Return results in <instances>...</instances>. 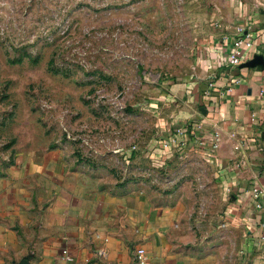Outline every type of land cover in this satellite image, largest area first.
I'll return each instance as SVG.
<instances>
[{"label":"rangeland","instance_id":"374dc122","mask_svg":"<svg viewBox=\"0 0 264 264\" xmlns=\"http://www.w3.org/2000/svg\"><path fill=\"white\" fill-rule=\"evenodd\" d=\"M248 15L264 0H0V178L59 163L172 208L197 264H264L218 146H187L217 75L206 49Z\"/></svg>","mask_w":264,"mask_h":264},{"label":"crops","instance_id":"0c3cea01","mask_svg":"<svg viewBox=\"0 0 264 264\" xmlns=\"http://www.w3.org/2000/svg\"><path fill=\"white\" fill-rule=\"evenodd\" d=\"M246 19L254 39L243 46L240 66L227 67L226 45L206 49L202 63L217 75L202 96L206 111L197 112L193 125L209 150L218 133L211 152L226 171L243 219L264 231V211L251 194L253 186L264 188V17ZM28 166L0 178V264H136V249L143 250L144 264H197L175 249L167 230L172 208L160 209L143 193L102 185L59 163Z\"/></svg>","mask_w":264,"mask_h":264},{"label":"built area","instance_id":"2783aa9c","mask_svg":"<svg viewBox=\"0 0 264 264\" xmlns=\"http://www.w3.org/2000/svg\"><path fill=\"white\" fill-rule=\"evenodd\" d=\"M238 36L234 38L232 41H229L228 39L224 40L222 42V46L226 45V54H225V61L230 67H238L241 64V57H242V51L243 46H250L253 42L254 37L253 32L249 26L241 25L238 27ZM259 45H261V53L262 57L264 59V43L260 40ZM178 133L185 132L186 133V127L179 128ZM190 135L193 136V141H195L197 144H201L202 142L198 137L195 135V129L194 127L190 131ZM213 147H217L219 144V138L218 133H214L213 140H212ZM196 144V145H197ZM252 198L254 199L255 207L259 210L264 211V188L261 186H253L251 189ZM264 239V235H263ZM64 253H66L65 250H63ZM134 259L136 264H144V253L142 249H136L134 252Z\"/></svg>","mask_w":264,"mask_h":264},{"label":"water","instance_id":"95a60500","mask_svg":"<svg viewBox=\"0 0 264 264\" xmlns=\"http://www.w3.org/2000/svg\"><path fill=\"white\" fill-rule=\"evenodd\" d=\"M262 61H263V63H264V59H263V57L261 56V58H260Z\"/></svg>","mask_w":264,"mask_h":264}]
</instances>
